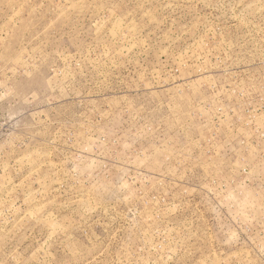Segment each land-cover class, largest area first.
I'll return each instance as SVG.
<instances>
[{
	"label": "rangeland",
	"instance_id": "374dc122",
	"mask_svg": "<svg viewBox=\"0 0 264 264\" xmlns=\"http://www.w3.org/2000/svg\"><path fill=\"white\" fill-rule=\"evenodd\" d=\"M0 264H264V0H0Z\"/></svg>",
	"mask_w": 264,
	"mask_h": 264
}]
</instances>
